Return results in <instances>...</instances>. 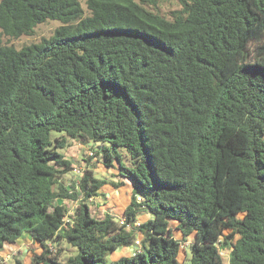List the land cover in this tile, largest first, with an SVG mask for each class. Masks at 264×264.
Segmentation results:
<instances>
[{"label":"trees","instance_id":"trees-1","mask_svg":"<svg viewBox=\"0 0 264 264\" xmlns=\"http://www.w3.org/2000/svg\"><path fill=\"white\" fill-rule=\"evenodd\" d=\"M178 1L0 0V249L29 235L31 264H264V0ZM49 20L50 37L4 41ZM73 141L131 189V229L92 214L109 183L94 169L64 180Z\"/></svg>","mask_w":264,"mask_h":264},{"label":"rangeland","instance_id":"rangeland-1","mask_svg":"<svg viewBox=\"0 0 264 264\" xmlns=\"http://www.w3.org/2000/svg\"><path fill=\"white\" fill-rule=\"evenodd\" d=\"M157 4L161 12L167 16L171 15V11L179 8L178 0H157ZM83 5L86 8L84 0ZM59 25V21L49 20L43 24L38 25L34 35L22 36L18 39L11 40H8V38L5 37L4 41L10 42V44H14L16 47H22L25 44L39 42L40 39L44 36L50 37L53 34L55 28ZM98 146H101V144H98ZM63 152L67 158L71 159L76 164L75 170L67 173L64 176V180L68 183V185L70 186L72 180L78 179V175L83 174L82 172L86 168L94 169L96 171V174L100 178H104L109 182L101 189V192L105 193L108 197L101 196V201L99 202V205L104 204L103 202L106 201L112 207L105 205L101 208H106L107 211L109 210L110 212L112 211L113 213H118V215L122 214L124 209L131 203L132 192L131 189L128 188H121L118 190L114 185L115 183L119 182L122 178L116 175L118 174V170L115 168L111 170L103 168L101 164L96 161V158L90 160V156L92 155L90 149L86 147V145L81 144L77 141H73L69 147L63 150ZM57 202L60 203L63 201L58 200ZM66 202L70 204V201L66 200ZM97 205L96 203L92 204V214L96 217L104 216L105 211H103V209H98ZM75 206L76 203L71 204V208H74ZM150 216L151 215L148 212L143 211L139 214L138 221L144 222L149 219ZM175 233L178 239H182V235L179 231H176ZM192 241L193 239L192 237H190L187 239V241L182 242V260H184L185 258L190 259L191 250L189 249V247ZM63 246L66 248L63 256L61 257L63 261H66L69 256H74L78 252L76 247H73L67 242H65ZM185 248H187L188 256L186 251L184 250ZM135 249V245L128 246L125 248L123 247L120 250H117L116 252L110 254L108 256V259L112 260L123 255H130L135 251ZM33 252L39 253L41 252V248L39 245L34 243V241L29 235H25L23 238L19 239L17 243L7 244L4 248L0 249V256L3 258L0 262L4 264H16L17 260H21L24 264H31V257L33 256ZM222 254L226 263L229 264V252L227 250H222Z\"/></svg>","mask_w":264,"mask_h":264},{"label":"built area","instance_id":"built-area-1","mask_svg":"<svg viewBox=\"0 0 264 264\" xmlns=\"http://www.w3.org/2000/svg\"><path fill=\"white\" fill-rule=\"evenodd\" d=\"M107 197H108V196H107ZM92 200H93V199H91V201H92ZM137 201H138V202H141V201H142V198H141L140 196H137ZM116 217H117V221L119 222L120 225L125 226L127 229H131V228H132V224L129 223V222L127 221L125 215L120 214V215H116ZM139 224H140V222L137 221V222L134 223V226H137V225H139ZM137 243H140V241L137 240ZM0 264H1V262H0Z\"/></svg>","mask_w":264,"mask_h":264},{"label":"crops","instance_id":"crops-1","mask_svg":"<svg viewBox=\"0 0 264 264\" xmlns=\"http://www.w3.org/2000/svg\"><path fill=\"white\" fill-rule=\"evenodd\" d=\"M106 197H107V196H106ZM106 205L110 206V204H108V203H107ZM102 206H105V205H99V203H98L97 208H98V209H103V211H105V212H110L109 210L107 211L106 208H105V209H104V208H101ZM110 207H112V206H110ZM111 213H113V212L111 211ZM114 214H116V213H114ZM116 215H118V213H117ZM119 215H120V214H119ZM140 223H141V222H140ZM5 246H6V245H5ZM5 246H4V247H5ZM124 248H125V247H124ZM119 250H120V249H119Z\"/></svg>","mask_w":264,"mask_h":264},{"label":"water","instance_id":"water-1","mask_svg":"<svg viewBox=\"0 0 264 264\" xmlns=\"http://www.w3.org/2000/svg\"><path fill=\"white\" fill-rule=\"evenodd\" d=\"M117 250H119V249H117Z\"/></svg>","mask_w":264,"mask_h":264}]
</instances>
